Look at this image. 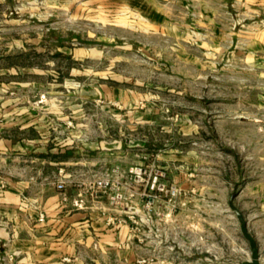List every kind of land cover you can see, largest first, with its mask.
<instances>
[{
	"label": "rangeland",
	"instance_id": "1",
	"mask_svg": "<svg viewBox=\"0 0 264 264\" xmlns=\"http://www.w3.org/2000/svg\"><path fill=\"white\" fill-rule=\"evenodd\" d=\"M151 6L37 0L31 16L0 15V82L16 86L22 102L49 104L52 119H79L85 138H96V158L104 151L109 164L127 167L151 154L171 179L195 187L200 209L194 228L181 235L182 260L250 259L229 205L236 194L264 263V51L253 52L248 38L232 31L221 38L196 22L194 10L165 16ZM148 249L85 250L68 263L165 264L168 254Z\"/></svg>",
	"mask_w": 264,
	"mask_h": 264
},
{
	"label": "crops",
	"instance_id": "2",
	"mask_svg": "<svg viewBox=\"0 0 264 264\" xmlns=\"http://www.w3.org/2000/svg\"><path fill=\"white\" fill-rule=\"evenodd\" d=\"M152 1L153 12L194 10L201 16L196 22L219 30L221 38L232 31L237 39L247 37L253 52L264 51V0ZM37 8V0H0L2 16H31ZM248 30L252 34H244ZM20 94L0 82V264H69L85 250L113 253L127 231L105 227L99 205L106 200L96 204L95 196L84 194L83 205L75 204L82 190L79 176L102 167L108 161L104 151L96 158V138H85L79 119L62 114L52 119L49 104L22 102ZM59 178L68 180L63 190L56 186Z\"/></svg>",
	"mask_w": 264,
	"mask_h": 264
},
{
	"label": "built area",
	"instance_id": "3",
	"mask_svg": "<svg viewBox=\"0 0 264 264\" xmlns=\"http://www.w3.org/2000/svg\"><path fill=\"white\" fill-rule=\"evenodd\" d=\"M261 22L264 25V19ZM43 98L45 94L41 95V100ZM153 156L142 154L139 162L127 167L105 161L102 167H96V175L90 182L79 181L82 190L75 204L83 205L84 194L95 196L96 204L105 199L107 205H99L105 227L127 231V239L119 243L120 248L139 246L149 253L148 245H155L159 252L169 255L162 263L192 264L191 260L181 259L178 247L182 244L181 235L195 225L194 212L200 209L197 189L185 188L171 179L168 166ZM67 181L59 178L57 188L63 190ZM39 219L45 220L43 212ZM148 260L151 262L153 258L139 262ZM215 264H226V261L219 260Z\"/></svg>",
	"mask_w": 264,
	"mask_h": 264
},
{
	"label": "water",
	"instance_id": "4",
	"mask_svg": "<svg viewBox=\"0 0 264 264\" xmlns=\"http://www.w3.org/2000/svg\"><path fill=\"white\" fill-rule=\"evenodd\" d=\"M235 196L236 194H233L231 196L229 200V205L232 208V210L236 213L239 219L241 232L243 236L248 240L251 250L250 259L244 260L242 264H264L261 260V252L258 241L249 228L247 216L242 211V209L236 204Z\"/></svg>",
	"mask_w": 264,
	"mask_h": 264
}]
</instances>
